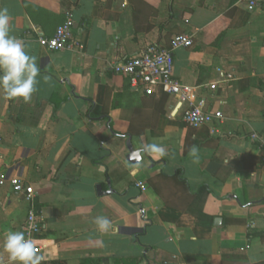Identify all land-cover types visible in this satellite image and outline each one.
<instances>
[{"label":"crops","instance_id":"obj_1","mask_svg":"<svg viewBox=\"0 0 264 264\" xmlns=\"http://www.w3.org/2000/svg\"><path fill=\"white\" fill-rule=\"evenodd\" d=\"M0 0L10 35L40 69L28 103L0 91V172L35 192L41 262L264 264V0ZM66 13L80 48L50 51ZM176 34L173 75L221 118L199 127L187 101L133 87L113 66ZM215 87L211 88L210 85ZM133 149L156 143L166 155ZM198 149V161L190 149ZM28 205L0 186V242ZM103 216L115 231L100 232ZM91 260V261H89ZM130 261V262H129ZM0 264H9L0 247Z\"/></svg>","mask_w":264,"mask_h":264},{"label":"built area","instance_id":"obj_2","mask_svg":"<svg viewBox=\"0 0 264 264\" xmlns=\"http://www.w3.org/2000/svg\"><path fill=\"white\" fill-rule=\"evenodd\" d=\"M247 9L253 11L258 0H246ZM73 18L66 13L65 19L60 23L52 36L38 38V43L50 51L80 48V43L73 36ZM193 45L191 35L176 34L172 37L168 46L149 44L138 53L115 64L113 69L116 73L125 75L133 87H140L145 93L160 89L169 95L178 96L180 101L188 104L183 110L182 118L191 127H199L210 123L214 118H221L219 110L210 111L205 108L203 102L193 104L191 102L192 88L182 84L173 75V51ZM211 88L215 85L211 84ZM261 143L264 150V136L253 135ZM9 185L28 205L27 215L22 225V232L26 238L31 239L37 253L40 247L36 245L38 234L42 230L41 217L35 205V192L33 187L17 175H4L0 172V186Z\"/></svg>","mask_w":264,"mask_h":264},{"label":"clouds","instance_id":"obj_3","mask_svg":"<svg viewBox=\"0 0 264 264\" xmlns=\"http://www.w3.org/2000/svg\"><path fill=\"white\" fill-rule=\"evenodd\" d=\"M39 72L36 57L26 52L21 40L10 35L8 10L0 8V91L10 100L20 99L28 103L36 91ZM142 154L159 159L166 152L156 143L143 144L130 155V159L137 161V168ZM190 155L195 158L193 162L198 161L197 148L192 147ZM95 224L102 233L116 230L112 222L103 216L96 217ZM0 247L7 254L9 264H41L44 260L43 255L37 254L33 241L26 238L22 231H9L0 242Z\"/></svg>","mask_w":264,"mask_h":264},{"label":"water","instance_id":"obj_4","mask_svg":"<svg viewBox=\"0 0 264 264\" xmlns=\"http://www.w3.org/2000/svg\"><path fill=\"white\" fill-rule=\"evenodd\" d=\"M126 141H127V142H126V147H127V150H128V153L126 154V159H127L128 162L133 163V164H136L137 161H136L135 159H130V155H131V153H132L135 149H133L129 137L127 138Z\"/></svg>","mask_w":264,"mask_h":264},{"label":"trees","instance_id":"obj_5","mask_svg":"<svg viewBox=\"0 0 264 264\" xmlns=\"http://www.w3.org/2000/svg\"><path fill=\"white\" fill-rule=\"evenodd\" d=\"M254 234L260 236L261 238H264V232H259V233H254ZM41 264H65V263L61 261H56V262H41ZM97 264H101V263H97ZM131 264H136V261H132Z\"/></svg>","mask_w":264,"mask_h":264}]
</instances>
